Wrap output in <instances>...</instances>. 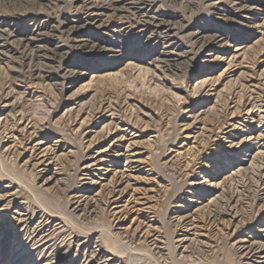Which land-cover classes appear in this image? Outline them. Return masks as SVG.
<instances>
[{"label":"rangeland","instance_id":"rangeland-1","mask_svg":"<svg viewBox=\"0 0 264 264\" xmlns=\"http://www.w3.org/2000/svg\"><path fill=\"white\" fill-rule=\"evenodd\" d=\"M99 1L0 0V102L7 97L10 104L0 103V193L8 191L10 201L0 212V264H97L101 255L110 264H244L234 241L259 234L264 186L253 164L230 173L256 152L245 151L252 145L243 126L264 129V121L244 114L264 99V0H116V10L95 6ZM157 24L169 29L172 44L154 33ZM83 40L98 51L77 47ZM24 49L59 54L36 65L22 62ZM165 50L175 58L169 67L158 58ZM29 69L34 76H24ZM110 112L124 130L115 132L110 118L100 122L97 116ZM3 120L21 121L16 138L6 136ZM118 138L136 142L144 168L123 178L121 188L148 201L119 221L100 188L123 171L113 158L118 148L103 161L109 172H91V189L83 184L88 157ZM232 139L244 146L216 147ZM38 140L57 146L58 174L42 175L28 162ZM216 174L224 175L217 189L190 185L213 183ZM83 189L85 206L76 209ZM15 211L28 221L18 222ZM176 214L195 216L205 247L190 243L182 252Z\"/></svg>","mask_w":264,"mask_h":264},{"label":"bare ground","instance_id":"bare-ground-1","mask_svg":"<svg viewBox=\"0 0 264 264\" xmlns=\"http://www.w3.org/2000/svg\"><path fill=\"white\" fill-rule=\"evenodd\" d=\"M122 1H127V0H122ZM233 1V0H232ZM235 2H237L238 0H234ZM99 4H96L95 6H98L100 8H106V9H110L112 8L113 10H116L115 7H113L115 5V2H117L116 0H100ZM144 2V1H143ZM5 4L7 5H16L17 0H4ZM129 3V2H128ZM134 3V4H133ZM132 4L133 5H140L142 4V1L140 0H135ZM238 3V2H237ZM236 3V5H237ZM127 4V3H126ZM190 4V3H189ZM245 4V3H244ZM143 5V4H142ZM124 6V5H123ZM135 7V6H134ZM95 8V7H94ZM137 8V7H136ZM118 9V8H117ZM138 9V8H137ZM140 10V9H139ZM119 12V11H117ZM139 12V11H138ZM142 14V13H141ZM128 17V16H127ZM147 17V16H146ZM155 19V18H154ZM130 20V19H129ZM139 20V19H138ZM154 21V20H153ZM131 22V21H130ZM139 23V22H138ZM137 23V24H138ZM148 24V23H147ZM155 27L154 29V33L159 34V38L161 37V39L164 38H170V34H169V29L165 28L164 26H161L159 24L152 26ZM138 28V27H137ZM143 29V28H142ZM147 29V27H146ZM152 30V29H151ZM145 32V31H144ZM147 33V32H146ZM199 37L197 36V34H193V39H195V43L197 41ZM173 40H168V45L172 44ZM77 47L80 48H88L91 52H96L98 51V48L96 47L95 44H91L89 43L88 40H83L80 41L79 44L77 45ZM201 48V47H200ZM57 49V48H56ZM56 49H52L49 51V53L47 52L46 56H39V54L35 53L32 54L30 51H28L27 49L25 50H21L18 51L19 54L21 55V60L24 63H29L31 61H35L36 60V65H42L40 63L41 58H48L49 60H54L56 58V56H58V52ZM196 54V52H195ZM62 56V54H60ZM65 56V55H64ZM159 62L163 63L165 66L173 63L175 61V58L171 52V50H165L162 51L161 53H159ZM51 62V61H50ZM175 64V63H174ZM178 64V65H177ZM175 65L180 66V64L183 63H177ZM185 64V62H184ZM184 66V65H183ZM186 66V64H185ZM187 67V66H186ZM167 68V67H166ZM180 68V67H178ZM35 75V72L32 69H29L28 71L24 72V76L27 77H32ZM256 83V82H255ZM254 83V84H255ZM244 84V83H243ZM251 89V88H250ZM249 89V90H250ZM251 91V90H250ZM259 92V91H258ZM261 93V92H259ZM256 94V93H255ZM248 98V97H247ZM256 100V99H255ZM254 100V101H255ZM8 99L7 97L3 98V100H1V106L3 109L7 108L10 104L7 102ZM253 102V101H252ZM259 104L257 105V103L255 104V106H251L250 108H248L244 114L246 115V117L248 119H254L257 118L259 121V123H262L264 121V99H259L257 101ZM253 104V103H252ZM257 105V106H256ZM240 106V105H239ZM256 107V109H254ZM243 108V107H242ZM246 109V108H245ZM101 112V111H100ZM109 113V112H108ZM99 115V114H98ZM232 115V113H231ZM234 115V112H233ZM99 115L97 116L100 119V122L103 121V118H110V120H112L111 124L114 125V130L115 132L118 131H122L124 129H121L122 127L119 125L120 123L116 122L115 120V116L114 113L113 115L110 114L106 115ZM114 116V117H113ZM121 119V118H120ZM233 120V119H232ZM4 121V120H3ZM10 124V127H8ZM19 124H21V121H17V120H12V122H8L7 120H5L3 122V126H6V130H7V137H13L16 138L15 134L20 132L19 130ZM229 124V123H228ZM1 125V123H0ZM231 125V124H230ZM225 127V126H224ZM244 127V132L249 130V136H248V141L250 140V142L248 143L249 145L251 144L252 147L248 148L247 146H245L246 148V152L247 151H254L256 150V152H254L252 155L249 154V158L248 159H243L244 157H241L236 163V165H234V167L232 169H234V171H231L230 174H235L238 175L241 170H244L246 167H244L245 163H247V165L253 164L254 169L253 170H257V172H259L261 175L260 177V183H262V185L264 186V129L262 130H258L256 129L257 127L254 128V132L253 129L246 124L243 126ZM260 128V127H259ZM112 129V128H111ZM108 132H107V136H109L110 133V129L108 128ZM232 131H234L235 133L239 132V128L238 126H233ZM257 132V134H256ZM106 133V132H105ZM125 133H123L124 135ZM19 135V134H18ZM115 135V134H114ZM231 136V135H229ZM95 137V136H94ZM227 139V138H226ZM29 140V139H28ZM92 140V139H91ZM121 138H118L116 140H114V142L118 141V144L111 142L109 143V145L107 146H100L97 147L96 150L94 151L93 154H91L88 158L89 161L87 164H85L84 171H86L83 175V179H84V183L87 187H89V189H91L92 187L95 186V184H97V181L93 180L89 175L91 174V172H98L99 174L103 175L107 172H109L110 170V166L109 164H104L103 161H105V157H111L108 155V153L113 149V148H118L116 153V156L113 158H118V160L116 159V163L118 162H123V171L120 170H116L113 174V177L105 183L100 184V182L98 184H100V188L103 189V191H106L107 193V198H104L103 200H101V202L104 201L105 205L110 206V210L112 216L116 219V220H123L127 217L130 216V214L132 213H136V212H140L143 211L144 209L148 208V201L147 198L145 197H135L133 196L134 194H128V191L126 189H122L121 188V184H122V179L123 178H127L129 180L130 177H133L134 173H140L144 170V168L141 166L143 164V161L140 159V152H138L137 147H136V142L134 140H132V138H130L128 140V143L126 145H121L120 142ZM219 140V139H218ZM246 140V139H245ZM224 142H228V145H222V143ZM244 140L241 139L238 142H234V140H229V141H222L221 143H218L216 145V147H220L221 148H226V149H233L236 151L238 150L237 148L243 147ZM47 143L42 141V140H38L36 141V143L34 142V144L29 146V156H28V162L32 163V166L34 167H41V170L39 172L43 174L49 173L50 175H55L58 174L53 166L54 161L57 160V146L56 147H52V146H48L46 145ZM215 145V144H214ZM28 147V146H27ZM183 147L181 146V149ZM179 150L178 154H183V150ZM216 149V148H215ZM218 150V149H217ZM216 152V151H215ZM219 152V151H218ZM247 154V153H246ZM244 154V156L246 155ZM112 160V159H111ZM244 163H241L243 162ZM112 164V166L114 165L113 161H108ZM115 163V164H116ZM242 165V166H241ZM116 167V166H115ZM248 167V166H247ZM112 168V167H111ZM251 169V168H250ZM127 172L131 173V174H127ZM145 172V171H144ZM83 173V172H82ZM249 173V172H248ZM206 175V174H205ZM104 176V175H103ZM223 178L224 175H220V174H216V175H212V178L214 179L215 182H210L206 180L201 181V182H191L190 185L192 186V188L194 187L195 189L199 186V185H204L202 188H209V190H214L217 189V187L219 186V183H222L219 181V177ZM232 176V175H231ZM201 178V177H200ZM200 178L198 179V181L200 180ZM222 181V180H221ZM130 185V184H129ZM168 186V185H167ZM84 187V186H83ZM86 187V188H87ZM81 188V187H80ZM99 190L98 192H96L95 196L96 198L93 199L94 202H98L100 201V198H97V196L99 194H101L102 190ZM88 190V189H86ZM235 190V189H234ZM242 191V190H241ZM6 192V191H5ZM1 194L0 193V212L4 211L3 208L6 206V203L10 202V201H6V198L9 196L7 193ZM79 192V191H78ZM194 193V192H192ZM77 196V200L75 202L76 209H81L82 206H85V203L83 202L86 199V192L85 189H83V191H80V193ZM192 203H197L198 201H195L193 199H191ZM20 205V204H19ZM18 205V207H19ZM198 206V205H197ZM183 208V206H182ZM200 206L197 207V209H199ZM233 208V207H232ZM20 209V208H19ZM196 209V210H197ZM260 210V209H259ZM17 213V211H15ZM42 212V211H41ZM179 212V211H177ZM39 213V211H38ZM222 213V212H221ZM18 214V222H27L28 221V216L26 213H17ZM174 214V213H173ZM47 215V214H45ZM13 216V215H12ZM39 216V215H38ZM43 216V215H42ZM110 216V215H109ZM30 217V216H29ZM52 217V216H51ZM49 217V218H51ZM41 218V217H40ZM250 218V217H249ZM15 219V218H14ZM195 216L193 215H178L176 214L175 216V224L176 227L178 228L177 231V236H176V242H177V246L179 248L182 249V252H185L188 248L190 243H194L198 245H201V243L203 242L202 240H199V236H201L200 233L197 232V224H195ZM33 221V219H32ZM41 221V220H39ZM37 222V221H36ZM31 223V222H30ZM49 221L45 222V224H48ZM24 224V223H23ZM32 224V223H31ZM8 225V224H7ZM40 225V223H39ZM53 225V224H52ZM64 225V224H63ZM156 225V224H155ZM16 226V225H14ZM31 226V225H30ZM34 226V225H33ZM32 226V227H33ZM56 226V225H55ZM40 226H38L39 228ZM22 228V227H20ZM19 228V229H20ZM27 228V227H26ZM46 229V228H45ZM54 229V228H53ZM56 229V228H55ZM22 230V229H21ZM25 230V229H24ZM36 230V228H35ZM47 230V229H46ZM60 230V229H59ZM16 231V230H14ZM13 231V232H14ZM39 231V230H38ZM49 231V230H47ZM259 232V234H255V235H245L242 236L238 239H236L234 241V246L238 251V254L241 258V260L245 261L244 264H264V224L261 228H259L257 230ZM147 232V230H146ZM144 230V233H146ZM45 233V232H44ZM52 233V232H51ZM12 234V232H11ZM17 234V233H16ZM19 234V233H18ZM50 234V233H49ZM24 236V235H23ZM26 236V235H25ZM30 236V235H29ZM54 236V235H53ZM40 237V236H39ZM144 237V236H143ZM14 238V237H13ZM19 238V237H18ZM42 238V237H41ZM155 238V237H154ZM20 239V238H19ZM25 239V238H24ZM33 239V237H32ZM175 239V238H173ZM18 240V239H17ZM28 241V240H27ZM35 241V240H34ZM37 241V240H36ZM202 241V242H201ZM47 242V241H46ZM33 243V242H31ZM29 242V244H31ZM50 243V242H49ZM77 243V242H76ZM39 244V243H38ZM154 244V242H153ZM33 245V244H32ZM20 246V245H19ZM59 246V245H58ZM202 247H205L204 245H201ZM35 247V246H34ZM55 247V246H54ZM155 249H159V247L156 246V244L153 246ZM207 247V246H206ZM19 248V247H18ZM17 248V249H18ZM62 248V247H61ZM64 248V247H63ZM69 248V247H68ZM96 247H94L95 249ZM31 249V247H30ZM33 249V248H32ZM54 249V248H53ZM100 249V248H98ZM29 250V249H28ZM63 250V249H62ZM65 250V249H64ZM42 251V248L41 250ZM52 251V250H51ZM99 251V250H98ZM102 252V251H101ZM28 253V252H27ZM190 253V252H189ZM48 254V253H47ZM95 254H97L98 256L101 255V253L97 252V250L95 251ZM107 254V253H106ZM184 254V253H183ZM30 255V254H29ZM49 255V254H48ZM63 255V254H62ZM90 255H92L90 253ZM39 256V255H38ZM58 256V255H57ZM33 257V256H32ZM101 260L99 263L97 264H110L109 261L111 260L110 258H107L103 255H101ZM11 259V258H10ZM38 259V258H37ZM36 259V261H37ZM63 260V259H62ZM51 261V260H50ZM89 261V260H88ZM242 261V262H243ZM96 262V261H95ZM49 263V261H48ZM31 264V263H30ZM45 264V262H44Z\"/></svg>","mask_w":264,"mask_h":264}]
</instances>
